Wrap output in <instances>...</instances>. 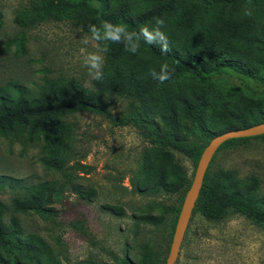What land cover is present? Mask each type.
<instances>
[{"label":"rangeland","instance_id":"obj_1","mask_svg":"<svg viewBox=\"0 0 264 264\" xmlns=\"http://www.w3.org/2000/svg\"><path fill=\"white\" fill-rule=\"evenodd\" d=\"M125 3L110 6L105 16L119 18ZM37 4V0H0V88L11 100L20 93L39 99L54 85L66 90L73 86L90 98L92 80L83 58L96 49L81 42L89 34L82 29V22L91 23L89 14L78 9L59 21L39 20ZM127 9L125 16L140 12L134 1ZM260 76L264 78V72ZM191 83L201 86L209 104L218 108L230 95L264 98V91L252 92L228 75L207 82L184 76L165 84L156 95ZM101 104L107 115L82 111L68 119L77 151L72 158L88 167L68 171L69 179L44 166L43 142L28 140L24 128L0 134V203L6 208L1 224L14 237L9 244L14 253L0 247V259L7 258L2 264H12L13 254L23 262L52 264H165L198 159L159 143L174 136L202 152L210 138L208 124L215 118L206 109L200 117L202 128L179 109L178 125H166L163 107L141 104L131 96H109ZM132 104L142 129L121 124L123 116L131 114ZM250 138L218 148L207 169L208 182L216 188L232 171L236 178L230 184H236L238 191L249 190L264 207V138ZM163 152L173 155L169 181L177 183L174 192L155 193L147 165ZM42 183L60 192L56 200L44 202L49 213L16 211L14 201L24 200ZM146 216H153V222L143 221ZM175 264H264V223L234 211L220 221H209L195 206Z\"/></svg>","mask_w":264,"mask_h":264},{"label":"trees","instance_id":"obj_2","mask_svg":"<svg viewBox=\"0 0 264 264\" xmlns=\"http://www.w3.org/2000/svg\"><path fill=\"white\" fill-rule=\"evenodd\" d=\"M37 1L35 12L39 20L59 21L73 10H85L91 18V23L82 22L86 33H89V25H99L104 20L124 23L130 30L139 31L146 25L151 27L156 18H163V30L168 34L173 49L165 55L158 47L142 41L140 51L132 54L125 51L123 44H109L105 52V79L92 80L90 98L73 86L66 90L54 85L48 95L39 99H30L26 93H20L17 100H11L0 88V134L7 135L22 127L28 140L42 141L45 156L42 162L48 170L62 172L68 179L70 170L87 171V166L72 158L77 156V151L73 145V125L68 119L82 111L107 115L101 101L109 96H131L141 104L163 107L161 116L166 125H178L181 118L178 110L181 109L186 119L204 128L200 117L209 109L216 120L212 119L208 124L209 141L221 132L264 122V98L230 95L218 108L209 104L206 91L194 83L156 95L158 89L178 78L189 76L196 81L207 82L216 75H228L252 92H263L264 78L260 75L264 72V0H124L122 15L117 19H109L105 11L121 0ZM132 1L140 12L134 10L133 16H125L128 3ZM246 8L252 9L251 16L244 15ZM164 63L174 72L170 80L161 84L153 78L151 71H159ZM130 110L131 114L123 116L121 124H134L142 129L140 114L133 104ZM175 138L166 136L159 144L199 160L202 152ZM255 138H264V135ZM249 139H231L221 147ZM172 156L163 152L148 161L147 167L154 180L152 192H174L177 182L169 181V174L175 167ZM235 178L231 171L213 188L206 171L195 206H199L202 216L209 221H220L234 211L257 223H264V207L255 201L249 190L238 191L236 184H230ZM135 189L138 190V185ZM59 193L52 190L49 183H42L30 190L24 200H15L14 208L18 212L33 211L43 216L49 213L43 206L44 202L56 200ZM5 211V206L0 203V247L7 253H14L9 245L14 237L7 234L1 224ZM142 220L153 222V216L142 217ZM9 257L12 264H52L40 260L23 262L15 254ZM6 259L1 255L0 261ZM120 264L134 263L123 261Z\"/></svg>","mask_w":264,"mask_h":264},{"label":"clouds","instance_id":"obj_3","mask_svg":"<svg viewBox=\"0 0 264 264\" xmlns=\"http://www.w3.org/2000/svg\"><path fill=\"white\" fill-rule=\"evenodd\" d=\"M244 15L251 16L252 9L246 8ZM164 28L165 20L163 18H156L151 27L146 25L139 31L130 30L127 24L112 23L107 20L102 21L99 25H89V34L85 35L81 42L84 45L92 44L96 49L83 58V64L87 68L91 80L103 81L105 79V56L103 53L107 51L109 44H123L125 51L137 54L143 41L148 45L158 47L162 54L167 55L172 52L171 41L163 30ZM173 72L174 69L164 63L160 65L159 72L152 70L151 75L163 84L172 78Z\"/></svg>","mask_w":264,"mask_h":264},{"label":"water","instance_id":"obj_4","mask_svg":"<svg viewBox=\"0 0 264 264\" xmlns=\"http://www.w3.org/2000/svg\"><path fill=\"white\" fill-rule=\"evenodd\" d=\"M260 135H264V122L248 128L230 130L217 135L213 137L203 149L196 166L193 180L184 196V200L177 217L172 242L165 264H175L176 260L178 259L180 246L182 244L193 209L197 202L205 173L218 148L224 142L231 139L250 138Z\"/></svg>","mask_w":264,"mask_h":264}]
</instances>
